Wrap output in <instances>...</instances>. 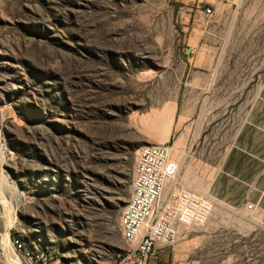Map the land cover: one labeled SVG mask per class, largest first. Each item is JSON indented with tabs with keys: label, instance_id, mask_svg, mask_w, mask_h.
Instances as JSON below:
<instances>
[{
	"label": "rangeland",
	"instance_id": "rangeland-1",
	"mask_svg": "<svg viewBox=\"0 0 264 264\" xmlns=\"http://www.w3.org/2000/svg\"><path fill=\"white\" fill-rule=\"evenodd\" d=\"M263 79L264 0H0V248L8 223L11 248L118 264L136 159L165 143L212 204L195 264H264L259 218L204 189Z\"/></svg>",
	"mask_w": 264,
	"mask_h": 264
},
{
	"label": "built area",
	"instance_id": "built-area-1",
	"mask_svg": "<svg viewBox=\"0 0 264 264\" xmlns=\"http://www.w3.org/2000/svg\"><path fill=\"white\" fill-rule=\"evenodd\" d=\"M205 12L213 14V7L208 6ZM178 175L179 165L169 144L141 148L134 165L131 197L121 214V228L130 241V251L119 257L118 264H157L162 246L173 251L185 229L206 223L212 210L209 197L181 185L175 180ZM174 180V189L168 190ZM247 207L251 210L254 204ZM11 241L14 254L23 264H60L54 252L35 255L19 237ZM0 264H11L2 248Z\"/></svg>",
	"mask_w": 264,
	"mask_h": 264
},
{
	"label": "crops",
	"instance_id": "crops-1",
	"mask_svg": "<svg viewBox=\"0 0 264 264\" xmlns=\"http://www.w3.org/2000/svg\"><path fill=\"white\" fill-rule=\"evenodd\" d=\"M205 185L211 198L233 210L257 216L264 225V79L242 115L213 177ZM249 203L254 204L251 210L247 207ZM187 229L173 251L162 246L157 264H195L198 254L191 245L190 235L196 227ZM176 248L182 254L178 263L169 260L170 253L174 254Z\"/></svg>",
	"mask_w": 264,
	"mask_h": 264
},
{
	"label": "bare ground",
	"instance_id": "bare-ground-1",
	"mask_svg": "<svg viewBox=\"0 0 264 264\" xmlns=\"http://www.w3.org/2000/svg\"><path fill=\"white\" fill-rule=\"evenodd\" d=\"M133 173H134V170H133ZM133 179H134V175H133ZM175 181V180H174ZM133 183V182H132ZM127 207V205L124 207V210H123V212L125 211V208ZM122 212V213H123ZM8 229H9V224L7 223V225H6V231H5V235H6V239H5V246H4V249H5V252H6V256L8 257V260H9V262L11 263V264H17V263H19V260H20V262H21V264H23V261L19 258V257H17L15 254H14V251H13V245H12V241H11V238H10V242H11V245H12V248H11V246L9 245L10 243H9V237H8ZM121 230H122V234H123V238H124V240L126 241V243L127 244H129L130 245V241H129V239H127L126 237H125V235H124V230L121 228ZM11 249H12V252H13V254L11 253ZM130 251V249H127L126 251H122V252H119V254H118V257H121V255L122 254H124V253H128ZM47 253V252H46ZM45 254V253H44ZM35 255H42V254H35ZM15 256V257H14ZM19 259V260H18ZM118 260H119V258H118Z\"/></svg>",
	"mask_w": 264,
	"mask_h": 264
}]
</instances>
